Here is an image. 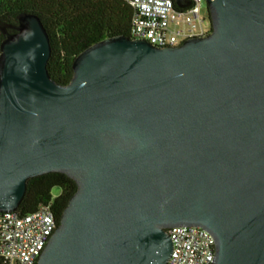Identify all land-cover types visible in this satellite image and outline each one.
I'll return each mask as SVG.
<instances>
[{
	"label": "water",
	"instance_id": "water-1",
	"mask_svg": "<svg viewBox=\"0 0 264 264\" xmlns=\"http://www.w3.org/2000/svg\"><path fill=\"white\" fill-rule=\"evenodd\" d=\"M205 1L207 37L107 38L65 86L40 18L0 21V213L32 178L77 185L37 264H168L182 226L212 235L213 264H264V0Z\"/></svg>",
	"mask_w": 264,
	"mask_h": 264
},
{
	"label": "built area",
	"instance_id": "built-area-1",
	"mask_svg": "<svg viewBox=\"0 0 264 264\" xmlns=\"http://www.w3.org/2000/svg\"><path fill=\"white\" fill-rule=\"evenodd\" d=\"M133 11L131 38L157 48L179 47L212 32L205 0H188L187 9L176 0H122ZM207 10V13L204 12ZM58 226L51 205L36 212L0 213V260L4 264H37ZM173 251L168 264H213L215 240L199 227L169 230Z\"/></svg>",
	"mask_w": 264,
	"mask_h": 264
},
{
	"label": "trees",
	"instance_id": "trees-1",
	"mask_svg": "<svg viewBox=\"0 0 264 264\" xmlns=\"http://www.w3.org/2000/svg\"><path fill=\"white\" fill-rule=\"evenodd\" d=\"M23 13L39 17L48 32L52 47L48 73L62 86L70 84L73 63L84 50L107 38H131L133 11L122 0H0V21L5 24L17 26ZM55 188L61 190L56 198ZM76 191V183L61 173L32 178L17 212L27 215L51 205L59 223Z\"/></svg>",
	"mask_w": 264,
	"mask_h": 264
},
{
	"label": "flooded vegetation",
	"instance_id": "flooded-vegetation-1",
	"mask_svg": "<svg viewBox=\"0 0 264 264\" xmlns=\"http://www.w3.org/2000/svg\"><path fill=\"white\" fill-rule=\"evenodd\" d=\"M4 31H7V32L3 33L0 30V45L6 39V37H7L8 34H15L16 33V31L13 30V29H5Z\"/></svg>",
	"mask_w": 264,
	"mask_h": 264
},
{
	"label": "rangeland",
	"instance_id": "rangeland-1",
	"mask_svg": "<svg viewBox=\"0 0 264 264\" xmlns=\"http://www.w3.org/2000/svg\"><path fill=\"white\" fill-rule=\"evenodd\" d=\"M204 12L207 13V10H205ZM60 193H61V190L59 188H55L52 191V195H53L54 198L58 197L60 195Z\"/></svg>",
	"mask_w": 264,
	"mask_h": 264
}]
</instances>
